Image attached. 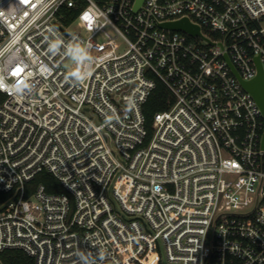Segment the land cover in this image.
I'll use <instances>...</instances> for the list:
<instances>
[{"label": "built area", "instance_id": "obj_1", "mask_svg": "<svg viewBox=\"0 0 264 264\" xmlns=\"http://www.w3.org/2000/svg\"><path fill=\"white\" fill-rule=\"evenodd\" d=\"M135 1L0 0V66L8 84H30L22 97L0 89V251L34 264H264V116L228 63L243 81L256 57L264 71V0ZM184 19L199 34L162 26ZM73 38L98 58L82 84L49 51ZM156 80L173 102L149 133ZM42 171L64 192L27 195Z\"/></svg>", "mask_w": 264, "mask_h": 264}, {"label": "trees", "instance_id": "obj_2", "mask_svg": "<svg viewBox=\"0 0 264 264\" xmlns=\"http://www.w3.org/2000/svg\"><path fill=\"white\" fill-rule=\"evenodd\" d=\"M71 17L68 18V21ZM173 102V96L167 87L159 80L155 81V87L150 92L146 102L143 105L145 116V126L149 133L153 116L156 112L167 109ZM44 184L49 193L64 192L59 181L50 173L42 171L38 173L33 180L26 183L27 195H29L35 186ZM0 264H34V259L24 250L18 248H8L0 251Z\"/></svg>", "mask_w": 264, "mask_h": 264}, {"label": "clouds", "instance_id": "obj_3", "mask_svg": "<svg viewBox=\"0 0 264 264\" xmlns=\"http://www.w3.org/2000/svg\"><path fill=\"white\" fill-rule=\"evenodd\" d=\"M49 51L53 54L58 52L63 53L71 62L72 68L66 74V79L73 84L84 83L92 74L95 64L98 62V58L92 54L91 44L80 41L76 38L70 39L67 42L58 41L52 42L49 45ZM20 67H15V71H19ZM7 69L4 66H0V89H10L15 95L23 96L30 88V84L27 80L22 83L13 82L7 83V78L4 75ZM112 117L106 116L105 123H109Z\"/></svg>", "mask_w": 264, "mask_h": 264}, {"label": "water", "instance_id": "obj_4", "mask_svg": "<svg viewBox=\"0 0 264 264\" xmlns=\"http://www.w3.org/2000/svg\"><path fill=\"white\" fill-rule=\"evenodd\" d=\"M143 0H136L134 9H137ZM162 26L169 27L172 29H178L186 31L190 34H199V30L196 26L192 25L188 20H180L176 22L171 23H165ZM256 64H257V75L249 80V81H243L240 76L238 75L235 68L232 66V64L228 61L229 66L231 67V70L233 73L237 76V78L241 81L243 87L251 93V95L256 100L257 104L259 105L261 112L264 116V71L260 65L258 57L255 58ZM263 146H264V133H263Z\"/></svg>", "mask_w": 264, "mask_h": 264}, {"label": "rangeland", "instance_id": "obj_5", "mask_svg": "<svg viewBox=\"0 0 264 264\" xmlns=\"http://www.w3.org/2000/svg\"><path fill=\"white\" fill-rule=\"evenodd\" d=\"M68 29L70 31H74L76 30V24H71ZM111 35L114 37V40L110 43V47L111 49H113L114 52L116 53H121L123 52L126 48H127V45L126 43L124 42V40L120 37H115L114 34L111 33ZM95 42L98 44V45H102V44H105L106 43V39L104 38L103 34L100 33L98 34L95 38H94ZM63 67L64 69L66 70H71L72 68V64L70 62L69 59H67L64 64H63Z\"/></svg>", "mask_w": 264, "mask_h": 264}, {"label": "snow or ice", "instance_id": "obj_6", "mask_svg": "<svg viewBox=\"0 0 264 264\" xmlns=\"http://www.w3.org/2000/svg\"><path fill=\"white\" fill-rule=\"evenodd\" d=\"M25 2H26V0H25ZM85 19H89V17L85 16ZM21 71H22V69H19V71H15V74H19Z\"/></svg>", "mask_w": 264, "mask_h": 264}]
</instances>
